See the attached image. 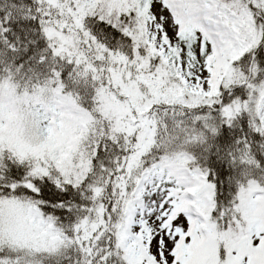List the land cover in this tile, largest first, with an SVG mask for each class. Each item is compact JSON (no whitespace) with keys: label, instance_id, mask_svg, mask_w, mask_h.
I'll return each mask as SVG.
<instances>
[{"label":"snow or ice","instance_id":"obj_1","mask_svg":"<svg viewBox=\"0 0 264 264\" xmlns=\"http://www.w3.org/2000/svg\"><path fill=\"white\" fill-rule=\"evenodd\" d=\"M0 264H264V0H0Z\"/></svg>","mask_w":264,"mask_h":264}]
</instances>
